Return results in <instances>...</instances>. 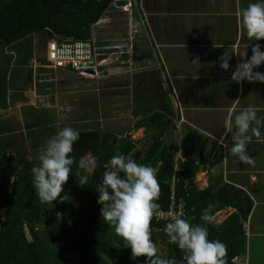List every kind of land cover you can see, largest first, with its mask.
I'll return each mask as SVG.
<instances>
[{
	"label": "crops",
	"instance_id": "0c3cea01",
	"mask_svg": "<svg viewBox=\"0 0 264 264\" xmlns=\"http://www.w3.org/2000/svg\"><path fill=\"white\" fill-rule=\"evenodd\" d=\"M250 2L136 0L129 13L128 50L132 51L129 63L123 59L105 70L109 72L105 76L129 74V118L132 119L129 133L139 132L146 138L157 130L181 150L185 139L190 137L191 146L186 148L195 151L192 158L200 165L199 172L191 177L192 186L200 190L211 187L216 199L229 201L207 222L209 239H219L227 248L240 246L245 240L246 249L233 258L235 264H264V143L255 137L248 143L251 164L242 163L231 153L230 136L224 138L223 144L218 143L230 110L234 115L241 108L253 105L258 110L257 115L264 117V83L244 81L238 84L231 79L236 65L244 58L233 55L229 70L222 69L218 60L228 45H235L240 53L247 52L248 57L252 55L251 47L255 43H260L264 50V39L250 40L238 23L241 10ZM215 44L222 47H215ZM32 59L26 63L21 59L16 63L18 71L14 82L17 86L13 87L15 95L9 107H19L22 115L18 126L24 130L14 141L20 143L27 136L29 150L37 157L38 150L50 137L74 123L66 124L56 107L45 105L41 109L27 102L26 84L34 80L37 87L42 74L48 70L64 75L77 73ZM255 71L264 72V64ZM37 93L47 96V102L54 98L48 97L50 91L45 88L38 89ZM31 99L34 100L33 96ZM157 112L160 120L156 123L152 119ZM84 115L77 113V124ZM164 118L170 121L164 123ZM39 119L52 123L45 121L42 125ZM42 127L44 132H39L37 129ZM261 132L264 135V129ZM181 150L176 155L174 178L180 170L178 164L186 160ZM249 201L252 208L245 218L239 205ZM234 213H239V217L229 224L228 219Z\"/></svg>",
	"mask_w": 264,
	"mask_h": 264
},
{
	"label": "trees",
	"instance_id": "16d2710c",
	"mask_svg": "<svg viewBox=\"0 0 264 264\" xmlns=\"http://www.w3.org/2000/svg\"><path fill=\"white\" fill-rule=\"evenodd\" d=\"M113 5L114 0H0V106L8 108L15 95L18 54L23 55L22 63L33 57L32 52L21 47L27 38L43 35V53L51 39H88L93 34V26ZM41 56L44 57L40 53ZM39 61L46 62L45 58ZM158 115L155 113L152 119L156 123L160 120ZM97 116L85 114L82 123L72 126L79 128L80 139L70 154L73 158L71 174L61 193V196L67 193L69 199L63 202L58 197L52 204L41 203L35 195L31 168L38 161L29 150L27 136L20 143L14 141L15 137L3 136L0 140V209H5L0 218V264H73L68 255L70 251H78L84 264H143L146 257L133 259L131 248L125 247L114 228L104 222L102 205L97 203L96 186L102 182L104 164L113 155L124 154L156 169L160 186L156 202L167 208L173 193L176 155L181 149L157 130L147 135L138 148L131 135L120 136L104 130L100 115ZM39 120L42 125L45 121L52 123ZM169 121V118L163 119L164 123ZM1 128L6 129L5 121H0ZM37 130L44 132L45 128ZM191 143L190 137L184 141L181 153L186 160L178 164L180 170L175 189L178 196L186 198L187 217L206 227L207 222L201 220L202 210L210 202L215 204L213 216L229 201L216 199L211 187L200 190L191 185L185 188V179L196 176L200 170V165L192 158L195 151L186 148ZM11 150L19 155L20 164L15 169L12 168ZM80 181H84V186L79 184ZM251 208V201L239 205L245 218ZM238 217L239 213L231 215L229 224ZM165 225L151 222L152 236L155 229H160V239L168 251L167 256L159 251L158 255L175 257L177 264H186V253L168 242ZM118 243L120 246L116 247ZM245 249V240L240 246H229L225 264H235L233 258Z\"/></svg>",
	"mask_w": 264,
	"mask_h": 264
},
{
	"label": "clouds",
	"instance_id": "9594fccd",
	"mask_svg": "<svg viewBox=\"0 0 264 264\" xmlns=\"http://www.w3.org/2000/svg\"><path fill=\"white\" fill-rule=\"evenodd\" d=\"M247 37L252 41L264 39V0H251L238 16ZM215 47H222L214 45ZM252 55L240 53L235 45H228L218 58L220 67L229 70L233 55L244 58L235 67L231 79L236 83H264V72L255 69L264 64V50L260 43L251 47ZM47 54V53H46ZM47 57V55H46ZM47 63V61H46ZM257 108L248 105L234 115L230 110L224 121V133L218 143L231 137V153L242 163H253L247 152V145L253 137L264 143V117L257 115ZM80 139V132L66 126L50 137L38 150V163L31 168L32 185L41 203L60 202L69 199L61 196L64 184L71 174L73 145ZM103 179L96 186L99 195L97 203L102 205L101 216L105 223L114 228L125 247L131 248L132 258L145 256L143 264H177L175 257L163 258L158 255L156 241L152 238L151 222L159 204L160 186L156 169L140 163L124 154L113 155L104 164ZM79 184L84 186V181ZM215 204L209 203L202 210L201 220L209 222ZM168 242L175 244L186 253V264H225L227 246L219 239H209L204 224L193 223L191 218L181 214L173 215L164 227ZM120 246V243L115 245Z\"/></svg>",
	"mask_w": 264,
	"mask_h": 264
},
{
	"label": "rangeland",
	"instance_id": "374dc122",
	"mask_svg": "<svg viewBox=\"0 0 264 264\" xmlns=\"http://www.w3.org/2000/svg\"><path fill=\"white\" fill-rule=\"evenodd\" d=\"M124 7V5H118L116 2L105 13L103 18L93 26L94 35L97 38L104 39L107 45L122 46L121 49H114L117 51H127L129 49V11H126ZM134 11L136 12V9ZM42 40L43 35L37 34L27 38L23 42V46H21L24 51L32 52L33 62H35V59L39 61L40 58H45L46 60L47 54L46 52L43 53L41 49V45H43L41 43L43 42ZM111 50H108V52ZM40 53L44 57H40ZM18 56V60H21L23 57V55L21 57L19 54ZM125 56L122 55V59L125 60ZM113 58L114 56L109 62L113 61ZM24 73L26 74V71ZM105 74L107 75L109 72L103 71L101 77L82 78L78 74L64 75L60 74L59 71L54 73L52 70H48L45 75L42 74L40 80L44 82L45 86L41 85L42 83L38 81L40 86L36 87L37 82L34 80V82L28 81L26 84L27 94L25 95V100L41 109L45 105L53 107V109L56 107L57 110H60L63 121L66 124L72 122L74 123L72 125H76L78 112H83L92 117L100 115V122L104 130L112 131L120 136L131 135L132 140H139L137 142V147L139 148L145 142V139H143L145 137L139 132L129 133V127L132 126V119L129 118V74L123 76H105ZM40 88L50 91L48 97H54L51 102L46 101L47 96L43 97L37 93ZM32 96L34 100L31 99ZM94 120L97 121L98 118ZM0 121L6 122V129L3 130L1 128L0 130V140L3 136H8L9 138L15 137L24 130H20L18 126V123L22 121L19 107L4 108L0 106ZM80 121V123L83 122V120ZM10 128L13 129L11 130ZM10 154H12L13 158L12 168L15 169L19 167V157L13 150L10 151ZM87 160H90L89 157H87ZM4 213L5 209H0V218L3 217ZM159 232L160 229H155L152 238L157 243L158 251L163 256H167V247L160 239ZM68 255L73 264H84L78 251H70Z\"/></svg>",
	"mask_w": 264,
	"mask_h": 264
},
{
	"label": "built area",
	"instance_id": "2783aa9c",
	"mask_svg": "<svg viewBox=\"0 0 264 264\" xmlns=\"http://www.w3.org/2000/svg\"><path fill=\"white\" fill-rule=\"evenodd\" d=\"M120 0H114V4ZM124 8L129 13L136 0H124ZM136 31V29H134ZM132 36V33H131ZM131 39V37H130ZM120 45H107L105 40L97 38L94 33L88 39H51L46 43V61L47 64L56 69H68L76 72L84 77H100L101 73L105 71L108 66L115 62H123L122 55H126L125 60L129 63V55L132 51H117L114 49H121ZM113 49V50H111ZM108 50H111L108 52ZM113 58V61L109 62ZM132 65V61H130ZM178 178H174L173 193L171 202L167 208L159 206L156 209V215L153 216L152 222L168 223L173 215L181 214L187 217V201L183 196L176 194V182ZM193 179L188 177L185 179V188L192 185Z\"/></svg>",
	"mask_w": 264,
	"mask_h": 264
},
{
	"label": "water",
	"instance_id": "95a60500",
	"mask_svg": "<svg viewBox=\"0 0 264 264\" xmlns=\"http://www.w3.org/2000/svg\"><path fill=\"white\" fill-rule=\"evenodd\" d=\"M118 5H124L125 4V1L124 0H120L117 2Z\"/></svg>",
	"mask_w": 264,
	"mask_h": 264
}]
</instances>
